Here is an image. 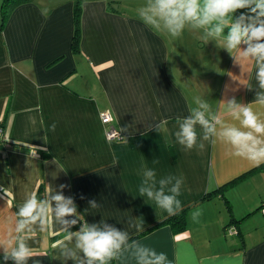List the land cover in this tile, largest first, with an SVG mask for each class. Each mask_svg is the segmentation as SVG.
I'll use <instances>...</instances> for the list:
<instances>
[{
  "label": "crops",
  "instance_id": "1",
  "mask_svg": "<svg viewBox=\"0 0 264 264\" xmlns=\"http://www.w3.org/2000/svg\"><path fill=\"white\" fill-rule=\"evenodd\" d=\"M73 5L74 0H26L0 30V122L7 118L8 141L0 149V238L29 194L43 198L60 185L67 186L65 197L74 198L80 223L103 219L132 237L141 234L130 221L139 218L146 231L169 217L139 196L143 164L158 177H184L179 199L187 228L175 234L165 226L136 240L166 253L172 264H225L224 257H231L226 264H264V171L213 193L254 166L219 143L184 150L174 136L177 117L189 115L196 96L213 112H223L221 101L233 96L252 102L258 90L254 64H236L220 41H211V54L203 56L205 46L193 30L172 38L106 0H81L82 34L74 49ZM109 15L111 35L101 23ZM104 112L112 115L122 140L108 139ZM162 121L167 130L157 132ZM90 200L102 207L90 208ZM197 209L201 215L193 221ZM232 217L240 222L230 225L237 231L230 235ZM63 236L56 225L33 235L28 264H63L57 243Z\"/></svg>",
  "mask_w": 264,
  "mask_h": 264
},
{
  "label": "clouds",
  "instance_id": "2",
  "mask_svg": "<svg viewBox=\"0 0 264 264\" xmlns=\"http://www.w3.org/2000/svg\"><path fill=\"white\" fill-rule=\"evenodd\" d=\"M240 10H247L240 15ZM142 23L156 32L179 38L186 29L201 31V39L220 41L236 64L252 62L258 90L252 102H239L234 96L221 103L223 112H213L211 105L200 96L195 97V107L189 115L177 117L178 130L174 133L176 143L184 150H203L205 142L221 144L232 157L248 161L252 166L264 164V0H146L137 8ZM227 29V34L225 30ZM252 90V87H249ZM167 121L155 125V130L166 131ZM151 127V126H150ZM56 124L51 125L55 131ZM153 163H158L154 160ZM142 173V175H141ZM142 177L138 186L139 196L146 197L168 214L178 215L183 211L179 197L185 186L182 175L168 174L158 177L155 168L141 165ZM66 185L59 190H50L43 198L29 194L14 213L12 227L0 238V252L7 264H28L34 249L28 240L37 232L44 233L53 225L64 233L58 241L59 258L63 264H172L164 252H157L129 231L117 229L101 219L100 223H80L74 198L63 195ZM90 208L102 207L95 200ZM199 209L192 214L197 221ZM69 217H76L69 220ZM80 224L78 231L70 229ZM129 227L136 232L145 231L139 218ZM242 259V254H237ZM213 257L212 261L220 260ZM231 257H224L223 261Z\"/></svg>",
  "mask_w": 264,
  "mask_h": 264
},
{
  "label": "trees",
  "instance_id": "3",
  "mask_svg": "<svg viewBox=\"0 0 264 264\" xmlns=\"http://www.w3.org/2000/svg\"><path fill=\"white\" fill-rule=\"evenodd\" d=\"M26 0H2V4L0 7V30H2L7 21L10 18V15L12 13V11L14 10V8H16L19 4L24 3ZM243 12V10H240L236 13V15H240ZM81 14H82V5H81V0L76 1L75 3V8H74V19H75V33H74V49H77L78 47V43L80 40V24H81ZM225 34H227V29L225 30ZM6 122H7V118H5L2 122H0V129L2 130V133L0 135V149H3L6 144L8 143L7 138H5V136L3 135V132L5 131L6 128ZM259 171H264V164L260 165L259 167H254L253 169H251L250 171H248V173L242 175L241 177L231 181L230 183L224 185L223 187L219 188L218 190L214 191L213 193H222L224 190H226V188L236 184L238 181L243 180L244 178L259 172ZM213 193H209L207 195H205L202 198V201L210 199L211 194ZM228 205V210L231 213L232 209L231 206L229 205V203L227 202ZM264 206V205H263ZM263 206H261L260 208H263ZM186 213H187V209H183L182 212H180L178 215L175 216H169L168 218L162 220L161 222H159L158 224L150 227L149 229H147L146 231L142 232L139 235L133 236V239H138L141 238L145 235H148L149 233H151L152 231H155L158 228L161 227H165V226H169L173 232L175 234H180L182 232H184L187 228V220H186ZM240 221L234 219L232 217L229 225L226 227L229 228L230 225L232 224H236L239 223ZM0 262H4L3 261V255H0ZM10 262V261H8ZM7 262V263H8ZM112 264H114V261L112 262Z\"/></svg>",
  "mask_w": 264,
  "mask_h": 264
},
{
  "label": "rangeland",
  "instance_id": "4",
  "mask_svg": "<svg viewBox=\"0 0 264 264\" xmlns=\"http://www.w3.org/2000/svg\"><path fill=\"white\" fill-rule=\"evenodd\" d=\"M106 2L108 3V5H111V6L118 8L124 14H128L129 16H132L134 18L139 19L138 14H137V8L142 6L146 2V0H106ZM75 3H76V0H74V5L72 7V13L73 14H74ZM1 4H2V0H0V7H1ZM81 20H82V18H81ZM73 21H74V33H75V19ZM113 21L114 20L111 18L110 15L108 16V18H103V19L101 18V23H104L106 26V31L104 32V34H109V35L112 34L110 23L111 22L113 23ZM116 30L119 31V29H116ZM193 32L197 36L202 37V35H203V33L201 31H193ZM81 34H82V31L80 30V36H81ZM161 34H163V33L161 32ZM200 40H202L200 45L205 46L203 56L211 54V51H212L211 41L206 43L203 39H200ZM183 46H185V45H183Z\"/></svg>",
  "mask_w": 264,
  "mask_h": 264
},
{
  "label": "built area",
  "instance_id": "5",
  "mask_svg": "<svg viewBox=\"0 0 264 264\" xmlns=\"http://www.w3.org/2000/svg\"><path fill=\"white\" fill-rule=\"evenodd\" d=\"M101 120H102V123L106 126V134H107V137L109 140H112V141H120L123 139V135L122 133L117 130L114 125H113V118H112V115L109 113V112H104L101 114ZM2 133V130L0 129V135ZM228 233L230 235H233V234H236L237 231L235 228L233 227H230L228 229Z\"/></svg>",
  "mask_w": 264,
  "mask_h": 264
}]
</instances>
